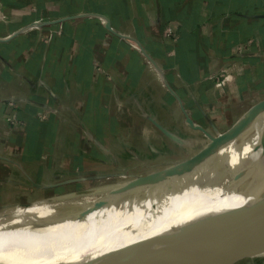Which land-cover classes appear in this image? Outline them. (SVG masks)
<instances>
[{"label": "crops", "instance_id": "crops-1", "mask_svg": "<svg viewBox=\"0 0 264 264\" xmlns=\"http://www.w3.org/2000/svg\"><path fill=\"white\" fill-rule=\"evenodd\" d=\"M0 38V207L165 171L209 141L187 116L217 135L264 101H247L264 91V0H0ZM159 183L41 202L68 214Z\"/></svg>", "mask_w": 264, "mask_h": 264}, {"label": "bare ground", "instance_id": "bare-ground-1", "mask_svg": "<svg viewBox=\"0 0 264 264\" xmlns=\"http://www.w3.org/2000/svg\"><path fill=\"white\" fill-rule=\"evenodd\" d=\"M263 131L264 117L249 128L233 153L236 188L230 201L233 212L253 201L248 191L264 189V140H259ZM221 153L223 148L219 144L198 158L189 174L171 179L172 185H178L187 177V183L162 216H155L156 210L150 208L167 187L162 182L125 196L115 204L100 206L117 209L132 204L112 213L89 214L80 210L65 214L41 201L17 205L0 218V264H131L161 236L205 205L214 209L226 204L211 201L214 192L207 195L201 188ZM149 195L153 197L143 200ZM210 213L204 211L201 216ZM239 256H264V242Z\"/></svg>", "mask_w": 264, "mask_h": 264}, {"label": "water", "instance_id": "water-1", "mask_svg": "<svg viewBox=\"0 0 264 264\" xmlns=\"http://www.w3.org/2000/svg\"><path fill=\"white\" fill-rule=\"evenodd\" d=\"M96 16L100 18L106 30L117 35L103 16L99 14ZM62 20L59 19L51 23ZM9 38L8 36L6 39ZM0 40L2 39L0 38ZM140 50L156 66L141 47ZM166 85L171 91L167 82ZM262 117H264V101L248 110L224 132L211 135L187 116V124L197 127L207 136L208 143L186 162L162 172L141 175L127 183L125 189L147 182L156 183L159 181L167 186V182L174 177H183L189 174L198 158L222 144L223 153L215 160L210 173L203 180L201 188L207 195H212L214 192L213 196L215 197L211 198V201L216 200L217 202H226V204L214 209L212 207L207 209V205H205L200 212L161 236L152 247H149L131 264H216L229 258L240 257L239 254L242 252L258 247L264 242L263 187H261L262 190L251 189L248 191L247 194L253 197V201L235 212L230 204L232 195L236 191L233 153L236 152L249 128ZM259 140H264V131ZM217 189L218 191H216ZM204 211L212 213L201 216Z\"/></svg>", "mask_w": 264, "mask_h": 264}, {"label": "rangeland", "instance_id": "rangeland-1", "mask_svg": "<svg viewBox=\"0 0 264 264\" xmlns=\"http://www.w3.org/2000/svg\"><path fill=\"white\" fill-rule=\"evenodd\" d=\"M264 98V91H258L255 92L254 95L249 96L247 98V101H250L251 98L252 100H257L259 98ZM232 123H223L219 125L218 128V132H224L226 129H228L229 127H231ZM146 175V174H145ZM137 175H133V176H129V175H121L120 178L117 179H110V180H104V181H88L85 183H77L71 186H67L61 189H56L55 191H51V193L49 194V196L45 197L42 200H38L35 202H39V201H44L52 196H56L57 194H67L70 192H75V191H82L85 190L87 188L90 187H95V186H102V185H119L122 186V189L125 190L127 183H129L130 181H132L133 179H136ZM187 178V177H186ZM186 178L180 182L178 185H172L173 180L168 181V185L167 187H164V189L162 190V194L159 195L158 197V201H153L150 204V208L151 210H156L154 213V215L156 216H162L164 213H166L172 206L173 204L176 202V200L178 199L179 193L182 189L183 186L186 185L187 180ZM172 185V186H171ZM189 195H187L186 197H188ZM150 197H153L152 195H149L147 197H145L143 200L148 199ZM185 197V198H186ZM185 198L183 197L182 200L184 201ZM142 201V200H141ZM24 202L23 199L19 200V203H12L8 206L5 207H0L1 209H5V208H9V207H13L19 204H22ZM29 204V203H28ZM25 205V204H24ZM132 204L129 203L126 206L117 208V209H103L100 207H95V208H79V209H72L67 211L66 213L70 214V213H79L78 211L80 210H84L85 212L83 213H89V214H103V213H112V212H117L120 209H124L126 207L131 206ZM216 264H264V256H240V257H233V258H229L223 261H220Z\"/></svg>", "mask_w": 264, "mask_h": 264}, {"label": "built area", "instance_id": "built-area-1", "mask_svg": "<svg viewBox=\"0 0 264 264\" xmlns=\"http://www.w3.org/2000/svg\"><path fill=\"white\" fill-rule=\"evenodd\" d=\"M127 38H128L129 40H134V39L131 38V37H127ZM138 49H139V51L141 52L140 47H138ZM144 57H145V56H144ZM145 58H146L147 65L157 73V75H158V77L161 79L163 85L169 90V88H168L167 85H166V81H165V79H164L163 74L161 73V71H160V70H159V69H158L153 63H151V61H150L147 57H145Z\"/></svg>", "mask_w": 264, "mask_h": 264}, {"label": "clouds", "instance_id": "clouds-1", "mask_svg": "<svg viewBox=\"0 0 264 264\" xmlns=\"http://www.w3.org/2000/svg\"><path fill=\"white\" fill-rule=\"evenodd\" d=\"M233 76L232 75H227L224 79V81L221 83V84H217L216 87L217 88H222L223 84H226V83H230L232 80H233Z\"/></svg>", "mask_w": 264, "mask_h": 264}]
</instances>
